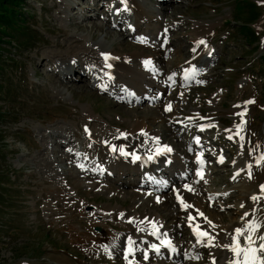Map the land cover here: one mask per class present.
Returning a JSON list of instances; mask_svg holds the SVG:
<instances>
[{"label":"rangeland","instance_id":"rangeland-1","mask_svg":"<svg viewBox=\"0 0 264 264\" xmlns=\"http://www.w3.org/2000/svg\"><path fill=\"white\" fill-rule=\"evenodd\" d=\"M130 1L25 0L19 19L0 32V111L7 113L0 119V264H141L143 248L135 254L131 244L130 259L123 248L128 253L136 233L132 218L147 212L182 248L179 257L166 252L151 264H211L223 255L198 244L194 213L176 204L184 189L186 205H198L215 232L255 221L264 234V0H137L148 16L136 34ZM201 40L216 51L212 60L193 57ZM108 51L146 52L160 62L135 86L145 94L129 98L126 82L140 74L105 87L96 68L90 81ZM186 64L201 69L188 83ZM158 72L174 83L162 86ZM140 122L174 153L160 161L175 163L159 178L169 184L159 197L131 185H151L147 175L105 168L117 132L126 134L124 145L150 142ZM201 154L211 158L193 167ZM179 173L188 179L175 184ZM160 197L168 203L161 206ZM140 235L149 238L142 247L159 243Z\"/></svg>","mask_w":264,"mask_h":264},{"label":"bare ground","instance_id":"bare-ground-1","mask_svg":"<svg viewBox=\"0 0 264 264\" xmlns=\"http://www.w3.org/2000/svg\"><path fill=\"white\" fill-rule=\"evenodd\" d=\"M129 8H131L130 10L134 13V15L136 17V21H137V25L135 27V34H136L137 32H141L140 30H143V28L140 27V26L143 27V25H140L138 23L139 19L142 18V17H144L142 19H145L148 15L147 16L145 15V11H143L142 5L139 4L137 0H131L130 4H129ZM143 13H144V15H143ZM120 14L121 13L119 12V14L117 15V18H119ZM119 23L122 24V21H119L117 24H119ZM159 40H163V41L167 40V36L164 34L163 38L160 37V39L158 38V39L154 40L152 42V44H155L154 42L157 43ZM163 41H161V42H163ZM201 41H203V40H201ZM199 42L200 41L197 42L198 43L197 48H199L201 46V43H199ZM202 45H204V46H202L199 49H197L196 51H194L195 53H194L193 57L196 58V60L200 59L201 57H204L205 61H208L210 59L208 54L211 52L212 49L208 48L207 46H205V43L202 44ZM85 51L87 52V48L85 49ZM108 52H105L106 54L104 53V55H101V57H102L101 59H103L102 60V66L95 67L94 71L91 70L93 73L91 75L90 81L92 82V80H93V75H94V73H96V68H97V73L100 74V77L96 74L98 76V80L99 79L105 80V82H106L105 83V87H106V85H108V84L110 85L111 84L113 86V88H114V85L116 84L115 83L116 79L124 80V77H125L124 73H129L130 72L133 76H136V75L140 74L137 77H131L129 79L130 81L126 82L127 88H131V91L129 92L130 93L129 98L131 99L133 97V94H135L136 92L138 93L137 97H139V95H141L142 93L145 94V90L141 89V86H140V88H135V86L139 85V83L142 82L141 80H143V78L145 77L144 75L146 73H147L146 76L147 75H151L152 72L154 73V70H156L157 65L160 62H157L155 57L149 55L146 52H140L139 51V52H136L135 54L127 55L126 57L115 56L113 54V52H109V53ZM106 56L108 57V59H105ZM160 58H163V55H161ZM207 58H209V59H207ZM123 59L128 60L129 64L124 62ZM139 61H140V63L138 65H135V63H137ZM146 62H148L147 64H145V65H147V67L144 66V65L139 66L140 64H142V63L144 64ZM206 64H207V62L205 63V66H206ZM192 65L195 66L194 64H192ZM193 66H191L189 68L188 64L184 65V70L186 72L185 75L187 76V78H189L187 80V78L185 76V80H187V82H185V83H188V82H190L193 79H196L193 76L189 77V75H191L192 73H196V71H198V70H200L199 74L201 72V69H197L196 67H193ZM91 69H93V68H91ZM157 74L158 75H156V76L160 80V82H158V83H160L163 86L164 81L166 79H168L169 76L167 78H165L164 81H162L161 79H163V78H161V77H162V75L164 77V74L162 72H158ZM171 80H169V83H174L175 78H174L173 81H171ZM123 82H125V80ZM157 84L155 82H152V86H153L152 89H154L155 86H158ZM159 92H160V89L157 91V95H158ZM159 98H153L150 101H153V102L157 103L158 101H160ZM120 99H126V101H128V99L125 98V97H120ZM141 101H143V100H141ZM147 124H149V123H147ZM147 124L146 125L142 124L143 127H141V122H140L136 126L137 129L139 128V130L144 132L143 133L144 134L143 137L147 138V137H145V135H147L149 137V140H150V142L148 144L145 143V145H143L141 148H136L135 145H124V144H122V143L125 142V140L127 138V136H125L126 134H122V133H119V132L116 133V139L114 141H112V145L110 144L111 148L108 149L109 150V154L108 155L110 157L111 163H109L108 164L109 166H107L105 168H108V171L111 170L112 172H110V173H112V174L114 173L116 175L118 174L119 176H126L127 174H133V175H139V177H143V176L147 175L150 179L153 180L151 182V185H149L150 181H148L146 183L137 182V181L130 182L131 185H136V186L146 185L148 187H151V188H153V191L157 192L156 196H158V194H160V192H163L169 186V184L167 182H165L164 180H160L159 179L160 176H162L163 174H166L167 173L166 172V168L168 166H170V165H173L175 163L173 160H170L165 165H162L160 163V161L163 160L164 158L173 156L174 153H173L172 150L165 151V149H169V148L163 145L161 137L158 134H156L150 128V125H147ZM145 126H147V127H145ZM135 130H136V128L133 130V132ZM195 135H197V133ZM104 146H105V143H104ZM206 146H207L206 143H204L202 147L206 148ZM196 147L197 146H193V148H196ZM114 149H115V151H114ZM202 156H204V155L201 154L198 157V160ZM137 158H141L142 160L140 162H137L135 160ZM210 158H211V154H208L206 156V158H205V162L207 160H209ZM198 160H197V163H193V167L196 166V164L199 167H201L200 166V162H198ZM113 163L116 164L118 167L113 165ZM110 165H112V166H110ZM99 170H100V173H101V171L104 172V169L101 168V167L99 168ZM171 179H173V182L175 181V184H176V182H179V183H183L184 182L185 183L187 181V179H188V176L187 175H183L182 173L181 174L179 173V175L177 174L176 176H174V174H172ZM116 180L118 182L122 181L120 178H118ZM255 188H256V185H255ZM186 189H188V188L186 187ZM259 190L256 191L258 194H259V192H258ZM182 191L187 192L185 189L182 190ZM182 191H181V195H178V201H176V204L178 206L181 205L180 208L183 211H187L188 214L191 213V212L194 213L193 219H190V220L192 222V228H193V226H195V228H193V231H194V236L198 240V244H207V246H209V247H213V246H210V244L211 245L215 244L214 247H216V250H219V253L221 251L223 256L218 257L217 259L214 257L213 262H215V264H229V261L234 258V253L232 251H230L229 248H226L224 246L225 245H233L234 244L233 237L235 236V229H226V230L222 229L221 231L215 232L216 231V228H215L216 224H214L213 228H208L207 225H205V222H206L205 220H210L211 223H213V220L210 219V217L209 218H204V216H203V218H200V211L201 210H200V208H199V210H197L198 205H197V207L194 206L192 208L191 207L185 208L184 205H186V203H185L186 198H184L185 200L183 199ZM156 196H155V198L157 199ZM160 196H161V194H160ZM185 196L187 197V195H184V197ZM260 196H261V193H260ZM158 201L161 204V206L163 204L168 203L167 199L164 198V197H160V199ZM151 202H153V201H151ZM156 202H157V200H156ZM108 213H109V211H108ZM188 218H189V216H188ZM132 220H134L133 222L136 225V228H135V232L136 233H134L135 235L132 236V239L130 240L132 242L131 244L134 246V253L135 254L136 253H141L142 251H140V249L143 248V253H142V255H140L139 259H141V257L143 256L145 261H148V263H146L145 261H144L145 262L144 263L143 261L139 260V262L141 264H151L150 261L152 259H154L156 257H159V256H162L164 254L166 255V252H168L167 255L169 257H172L170 255V252L171 253L174 252V255H173L174 259L180 256L181 249H182L181 246L180 245H175L174 244L175 242L173 243L174 240H172V238L170 239L169 237H166L167 233H164L162 231V229H161L162 228V224H160V222L157 221L156 218H151V214H149L148 212L146 214L141 213V214H139L137 216H134V218H132ZM210 225H213V224H210ZM260 225H262V224H260ZM138 226L140 228H138ZM148 226H150V227H148ZM147 227H148V231H147ZM261 228H263V225H262ZM239 229H244V227H240ZM198 232L206 233L208 237L212 238V240L209 241L206 237H200L198 235ZM142 233H152V234H154V239H159V243H154L150 247H147V248L146 247H142V244L147 245V243H149L148 242L149 238L146 237V236H141L140 234H142ZM240 240H241V238H240ZM130 241L128 239L127 243H129ZM118 248H119V245L117 247H115V248H112V251H114L115 249H118ZM123 249H124L123 250L124 251V255H127L126 257H128V259H130L131 255H130L129 251L127 253V251H125V248H123ZM127 249H129V248H127ZM156 249H159V251H156ZM144 250H146L145 253H144ZM145 256L147 258H145ZM123 258H124V256H123ZM128 261H130V260H128ZM132 264H139V263L135 262V263H132ZM211 264H213V263L211 262Z\"/></svg>","mask_w":264,"mask_h":264},{"label":"snow or ice","instance_id":"snow-or-ice-1","mask_svg":"<svg viewBox=\"0 0 264 264\" xmlns=\"http://www.w3.org/2000/svg\"><path fill=\"white\" fill-rule=\"evenodd\" d=\"M199 43L203 44L204 41H200ZM105 59H108V57L106 56ZM249 103L252 102L250 101ZM169 110H171V106H169ZM240 115H243V113H241ZM165 151H170V149H165ZM259 162L264 163V156L260 158ZM261 191L264 192V186H262ZM260 198L261 197L254 196L252 199L255 202L257 199ZM184 207L187 208L189 206L184 205ZM261 227L262 225L257 224L255 221H252L247 224L246 228L235 230V236L233 237L234 244L224 246L226 248H229L230 251L234 253V258L229 261V264H264V234H259ZM198 235L200 237H206L209 241L212 240V238L208 237L206 233L198 232ZM241 237H243L245 240L244 246H242L240 243ZM131 243L132 242L130 241L129 242L130 254L132 252ZM210 246H214V245L210 244ZM156 251H159V249H156ZM213 264H215V262H213Z\"/></svg>","mask_w":264,"mask_h":264},{"label":"trees","instance_id":"trees-1","mask_svg":"<svg viewBox=\"0 0 264 264\" xmlns=\"http://www.w3.org/2000/svg\"><path fill=\"white\" fill-rule=\"evenodd\" d=\"M22 2H25V0H0V32L11 27L13 22L19 19V14L25 10ZM0 41H3V38H0ZM4 52L6 51L0 45V68L2 67L1 61L5 58L2 56ZM6 114L0 111V119L5 118Z\"/></svg>","mask_w":264,"mask_h":264},{"label":"water","instance_id":"water-1","mask_svg":"<svg viewBox=\"0 0 264 264\" xmlns=\"http://www.w3.org/2000/svg\"><path fill=\"white\" fill-rule=\"evenodd\" d=\"M99 230V229H98ZM100 231V230H99Z\"/></svg>","mask_w":264,"mask_h":264}]
</instances>
